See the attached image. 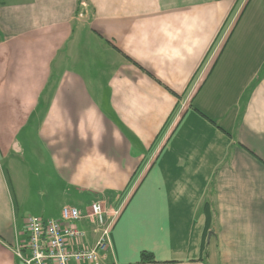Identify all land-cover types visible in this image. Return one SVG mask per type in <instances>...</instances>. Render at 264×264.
Listing matches in <instances>:
<instances>
[{
  "label": "crops",
  "instance_id": "crops-1",
  "mask_svg": "<svg viewBox=\"0 0 264 264\" xmlns=\"http://www.w3.org/2000/svg\"><path fill=\"white\" fill-rule=\"evenodd\" d=\"M103 199L104 264H264V0H0V264Z\"/></svg>",
  "mask_w": 264,
  "mask_h": 264
},
{
  "label": "built area",
  "instance_id": "built-area-1",
  "mask_svg": "<svg viewBox=\"0 0 264 264\" xmlns=\"http://www.w3.org/2000/svg\"><path fill=\"white\" fill-rule=\"evenodd\" d=\"M119 214V208L108 210L95 200L84 209L63 205L58 219L28 215L24 242L15 244L14 253L21 264H104ZM78 223H86L89 230Z\"/></svg>",
  "mask_w": 264,
  "mask_h": 264
},
{
  "label": "rangeland",
  "instance_id": "rangeland-1",
  "mask_svg": "<svg viewBox=\"0 0 264 264\" xmlns=\"http://www.w3.org/2000/svg\"><path fill=\"white\" fill-rule=\"evenodd\" d=\"M103 201L104 202H102L103 203V205L105 206V208L106 209H111V208H118V207H112L111 206V203H109L108 202V200H106V199H103ZM49 206L51 207V203H49ZM78 206V205H77ZM84 206H85V204H84ZM84 206H82V207H84ZM38 203H34V207H32L31 209L33 210L32 212H29L28 214H30V215H39L40 214V212L38 211ZM35 211H38V212H35ZM48 212H54V211H48ZM44 216H49V215H44ZM139 218L142 220V217H140L139 216ZM128 227H129V229H131V230H138V226H139V221L135 218V217H133V216H131L130 217V219H129V221H128V223L126 224ZM132 233H134V231H132ZM134 234H136V233H134Z\"/></svg>",
  "mask_w": 264,
  "mask_h": 264
},
{
  "label": "trees",
  "instance_id": "trees-1",
  "mask_svg": "<svg viewBox=\"0 0 264 264\" xmlns=\"http://www.w3.org/2000/svg\"><path fill=\"white\" fill-rule=\"evenodd\" d=\"M210 202L205 201L203 202V211L205 212L206 215V229L208 230L209 226H210ZM145 260H150L153 261V254L151 252L148 251H141L140 253V261L143 262Z\"/></svg>",
  "mask_w": 264,
  "mask_h": 264
}]
</instances>
